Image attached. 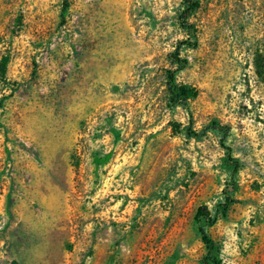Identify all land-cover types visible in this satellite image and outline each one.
Listing matches in <instances>:
<instances>
[{"label": "rangeland", "instance_id": "1", "mask_svg": "<svg viewBox=\"0 0 264 264\" xmlns=\"http://www.w3.org/2000/svg\"><path fill=\"white\" fill-rule=\"evenodd\" d=\"M65 1L0 0V264H198L225 192L264 264V0Z\"/></svg>", "mask_w": 264, "mask_h": 264}, {"label": "trees", "instance_id": "2", "mask_svg": "<svg viewBox=\"0 0 264 264\" xmlns=\"http://www.w3.org/2000/svg\"><path fill=\"white\" fill-rule=\"evenodd\" d=\"M181 3L182 7L179 12V17L183 18L185 15H188L189 12L198 7L199 0H182ZM62 5L63 7H66L67 4L65 0H63ZM179 63L180 62H176L177 67H180ZM165 79L166 91L170 102L174 105L179 103L184 104L185 100L190 95L187 85L180 84L176 81L174 71L167 70ZM226 150L228 151V148H226ZM232 202L233 200L230 194L225 192L223 193L222 200L216 202L212 214L208 215L204 213L200 207L196 209L193 215V221L196 225V232L205 248V253L198 264H221L217 250L213 249V243L206 228L211 226L217 218H223ZM201 219L203 220L201 221Z\"/></svg>", "mask_w": 264, "mask_h": 264}]
</instances>
